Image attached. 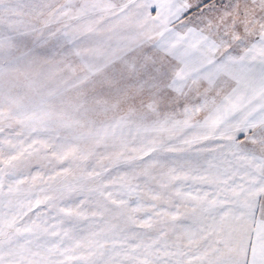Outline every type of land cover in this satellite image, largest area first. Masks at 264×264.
Returning <instances> with one entry per match:
<instances>
[{
  "label": "snow or ice",
  "instance_id": "6c2138e0",
  "mask_svg": "<svg viewBox=\"0 0 264 264\" xmlns=\"http://www.w3.org/2000/svg\"><path fill=\"white\" fill-rule=\"evenodd\" d=\"M0 264H264V0H0Z\"/></svg>",
  "mask_w": 264,
  "mask_h": 264
}]
</instances>
